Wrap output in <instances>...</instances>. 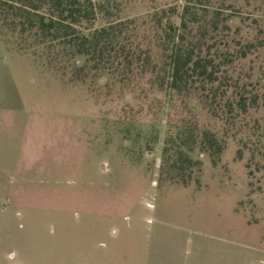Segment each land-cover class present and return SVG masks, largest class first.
<instances>
[{"label":"rangeland","instance_id":"374dc122","mask_svg":"<svg viewBox=\"0 0 264 264\" xmlns=\"http://www.w3.org/2000/svg\"><path fill=\"white\" fill-rule=\"evenodd\" d=\"M235 67L263 90L262 52ZM160 98L74 83L0 37V264H264V111L230 124L191 101L181 129Z\"/></svg>","mask_w":264,"mask_h":264},{"label":"trees","instance_id":"16d2710c","mask_svg":"<svg viewBox=\"0 0 264 264\" xmlns=\"http://www.w3.org/2000/svg\"><path fill=\"white\" fill-rule=\"evenodd\" d=\"M137 1L0 0V37L74 83L107 77L121 91L161 95L158 103L181 118V129L191 126L183 118L191 101L230 124L264 111V86L231 75L250 55H264V0H152L146 12L128 15ZM241 15L251 38L233 26ZM169 135L188 139L190 132ZM178 149L172 167L184 172L190 161ZM203 151L221 152L209 132Z\"/></svg>","mask_w":264,"mask_h":264},{"label":"crops","instance_id":"0c3cea01","mask_svg":"<svg viewBox=\"0 0 264 264\" xmlns=\"http://www.w3.org/2000/svg\"><path fill=\"white\" fill-rule=\"evenodd\" d=\"M110 245H102L101 247H103L104 249H106V252L103 253L105 254V256L103 257V259L105 260V262H110V261H107V260H112L114 259V261H116L117 259H119V256H116L115 253H119V250H124L125 248L122 249V247H119L117 249V247L115 246V248H113L111 250V248L109 247ZM125 251V250H124ZM127 259L130 258V255H126L125 256ZM126 259V260H127ZM125 260V261H126ZM214 264V263H213Z\"/></svg>","mask_w":264,"mask_h":264}]
</instances>
